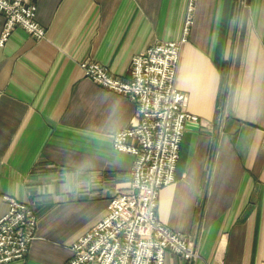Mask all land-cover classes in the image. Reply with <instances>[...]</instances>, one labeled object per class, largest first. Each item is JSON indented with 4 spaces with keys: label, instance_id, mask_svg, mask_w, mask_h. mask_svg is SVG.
Segmentation results:
<instances>
[{
    "label": "crops",
    "instance_id": "obj_1",
    "mask_svg": "<svg viewBox=\"0 0 264 264\" xmlns=\"http://www.w3.org/2000/svg\"><path fill=\"white\" fill-rule=\"evenodd\" d=\"M187 1L34 0L45 39L15 28L0 46V217L10 197L38 220L26 257L8 264H66L110 198L130 193L134 158L112 141L135 105L80 64L126 80L134 56L180 40ZM175 85L198 121L156 216L199 258L164 264H264V0H197Z\"/></svg>",
    "mask_w": 264,
    "mask_h": 264
},
{
    "label": "built area",
    "instance_id": "obj_2",
    "mask_svg": "<svg viewBox=\"0 0 264 264\" xmlns=\"http://www.w3.org/2000/svg\"><path fill=\"white\" fill-rule=\"evenodd\" d=\"M197 0H188L182 35L177 42H156L134 56L126 80L94 62L80 64L84 76L102 89L123 95L135 105L129 126L113 136L116 152L133 156L130 193L110 198L106 216L71 247L66 264H164L167 253L188 263L198 252L192 241L172 232L156 216L158 195L175 182L184 127L198 121L187 111V97L176 88L180 51L188 40ZM34 0H0L4 25L0 46L15 28L33 39H45L36 21ZM0 217V264L26 257L35 239L38 220L34 208L3 197Z\"/></svg>",
    "mask_w": 264,
    "mask_h": 264
}]
</instances>
